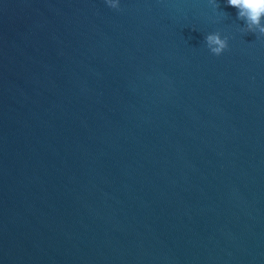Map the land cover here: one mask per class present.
<instances>
[{
    "label": "water",
    "instance_id": "1",
    "mask_svg": "<svg viewBox=\"0 0 264 264\" xmlns=\"http://www.w3.org/2000/svg\"><path fill=\"white\" fill-rule=\"evenodd\" d=\"M217 2L0 0V264H264V38Z\"/></svg>",
    "mask_w": 264,
    "mask_h": 264
},
{
    "label": "clouds",
    "instance_id": "2",
    "mask_svg": "<svg viewBox=\"0 0 264 264\" xmlns=\"http://www.w3.org/2000/svg\"><path fill=\"white\" fill-rule=\"evenodd\" d=\"M105 5L113 10H119L121 0H104ZM224 6L235 13L237 31L240 34H253L256 39L264 38V0H223ZM216 22L229 19L227 13L221 11L217 0H209ZM204 44L208 52L216 57L222 56L229 47V37L221 32H210L204 36Z\"/></svg>",
    "mask_w": 264,
    "mask_h": 264
}]
</instances>
